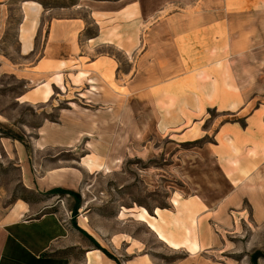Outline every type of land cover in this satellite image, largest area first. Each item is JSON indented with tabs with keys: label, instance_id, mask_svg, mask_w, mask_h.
<instances>
[{
	"label": "rangeland",
	"instance_id": "1",
	"mask_svg": "<svg viewBox=\"0 0 264 264\" xmlns=\"http://www.w3.org/2000/svg\"><path fill=\"white\" fill-rule=\"evenodd\" d=\"M20 1L11 0L10 6L4 9L7 18L6 25L2 23L0 30V59L7 64L18 60ZM39 1L49 7L83 4L80 0ZM95 1L117 6L119 0ZM200 1L192 0V3ZM238 1L252 7L264 4V0H230L229 4ZM194 9L196 7L191 8ZM179 11L181 8L174 4L159 15ZM229 23L227 34L232 35V22ZM149 26L150 23L143 24L142 43L139 41L135 47L129 42L126 54L117 41L115 46L97 50L95 57L104 55L114 59L118 75L133 70L136 63L145 61L142 56L148 46ZM94 28L88 31L89 34L95 33ZM112 35L119 38L117 29ZM230 41L228 37L204 41L191 47L194 53L185 54L187 68L192 71L187 83L190 84L191 100H197L200 90L203 94H211L213 86L218 85L216 78L219 82L232 83L228 68L221 75L208 73L206 81L200 79L204 80L202 85L195 80L199 67L204 66L206 72L211 69L217 72L225 65V59L231 53ZM73 76L72 72L66 74L64 90L54 89L52 99L44 103L38 99L40 89L35 90L36 84H25L18 75L0 71V217L17 201L28 202L43 212L76 208L77 215L82 214L86 222L85 215L91 216L96 238L105 242L115 254L112 256L121 261H132L134 257L139 260L142 256L147 264H264V225L255 227L247 216L242 220L239 215L228 212L230 217L226 226L207 222L208 243L199 249L195 215H182L186 210L193 212L195 206H180L184 204L183 200L195 197L205 199L213 207L228 193L230 185L213 159L199 147L203 143H214L213 134L221 122L242 121L241 116L221 112L219 106L218 110L209 109L202 126L206 133L196 141L182 144L175 135L193 125L192 121L168 128L176 121L157 120L158 114H149L153 109L152 99L148 98L154 97V90L144 88L141 95L144 103L138 106L142 114H135V108L131 106L133 92L128 98L131 102L128 101L124 109V98L116 95L118 89L115 87L97 81L95 90L91 91L81 83L84 75ZM220 88H225V84L218 85ZM25 92H31V99L22 97ZM173 100L167 99L168 102ZM261 103H264V92L241 114H247ZM164 104L163 108H166ZM171 115L161 114L164 119ZM142 118L143 131L138 128L141 124L138 119ZM84 133L90 134L89 137ZM59 169H64L68 183L61 195L53 191L58 188L51 189L47 184L49 174ZM137 212L145 218L139 215L136 220ZM154 212L158 216L152 217ZM148 217L161 221L166 231L161 232L158 228V235H155L147 223L152 222ZM210 237L216 241H210ZM109 241L118 246L120 255L111 248ZM121 241L124 245L119 244ZM125 242L136 246V253L132 249L127 251L133 252V257L126 255ZM179 243L182 247L174 250L172 246Z\"/></svg>",
	"mask_w": 264,
	"mask_h": 264
},
{
	"label": "crops",
	"instance_id": "2",
	"mask_svg": "<svg viewBox=\"0 0 264 264\" xmlns=\"http://www.w3.org/2000/svg\"><path fill=\"white\" fill-rule=\"evenodd\" d=\"M10 1L0 0V30L2 23L6 25L4 9L10 6ZM80 1L83 4L44 7L39 0H21L18 3L21 17L17 26L18 60L7 64L0 59V71L18 75L25 84H36L35 90L40 89L38 99L44 103L52 99L54 89L64 90L66 74L72 72L74 78L81 74L84 75L81 83L91 91L95 90L97 81L118 89L115 93L124 98V109L128 101L131 102L128 98L133 92L131 106L135 108V114H142V110H138V106L144 103L141 95L144 88H150L155 94L148 98L152 99L153 109L149 114H158L157 120L176 121L168 128L192 121L193 125L175 135L182 144L196 141L206 133L202 126L209 109L218 110L219 106L221 112L241 116L242 121L221 122L213 134L214 143H203L199 147L213 159L230 185L228 193L221 196L213 207L205 199L195 197L183 200L184 204L180 206H195V212L186 210L182 215H195L199 249L208 243L207 222L226 226L230 217L228 212L239 215L242 220L247 216L255 227L263 226L264 103L247 114L241 112L264 92V4L252 7L239 1L229 4L230 0H201L198 4L192 0H119L117 6H110L105 1ZM174 4L181 11L160 17L159 13L174 7ZM195 7L192 11L191 8ZM155 19L158 21L154 22ZM229 21L232 22V35L227 34ZM144 23L151 25L148 46L142 56L145 61L142 59L136 63L133 70L118 75L114 59L104 55L95 57L97 50L115 46L117 41L119 48L125 49V54L129 42L135 47L139 41L142 43ZM92 27H95V33L89 34ZM115 29L119 38L112 35ZM225 37L231 39V53L225 59V65L217 72L211 71L213 69L206 72L201 66L196 70L195 80L202 85L209 77L208 73L221 75L228 68L232 83L219 82L216 78L218 85L222 87L224 83L225 88L213 86L209 95L200 90L197 100H191L190 84L187 83L192 71L187 68L186 55L194 53L191 47L195 44ZM149 55L152 56L151 62ZM31 95V92H25L22 97L31 99ZM167 99L174 100L168 102ZM163 103L166 108H163ZM161 114L172 115L164 119ZM140 120L138 128L143 131V118ZM84 134L86 137L90 135ZM65 175L64 169L51 172L47 184L51 189H65L68 186ZM77 211L73 216V210L58 208L43 212L23 201L14 203L0 217V264H147L142 256L139 260L134 257L132 261L116 258L115 262L96 250L93 242L115 257L109 246L96 238L91 216L85 215L86 222L82 214L77 215ZM139 215L145 218L137 212L136 220ZM155 215L158 216L157 212L152 217ZM148 219L152 221L147 223L155 235H158V228L161 232L166 231L161 221ZM210 241L216 240L210 237ZM125 243L126 255L133 257V252L129 254L127 251L132 249L136 253V246L132 242ZM119 244L124 245V242ZM109 245L118 255L121 254L118 246L110 241ZM177 245L172 246L174 250L182 247V243Z\"/></svg>",
	"mask_w": 264,
	"mask_h": 264
},
{
	"label": "trees",
	"instance_id": "3",
	"mask_svg": "<svg viewBox=\"0 0 264 264\" xmlns=\"http://www.w3.org/2000/svg\"><path fill=\"white\" fill-rule=\"evenodd\" d=\"M40 3L44 6V7H49V6H46L43 2H41L40 1ZM60 7H64V6H60ZM54 192L55 191H57V192H59V194L58 195H61L62 193H65V190H63V189H54L53 190ZM26 203H28V202H26ZM51 209H53V208H51ZM76 209V208H75ZM75 209H73V212H72V214H73V216H75L76 215V212H75ZM94 243V247H95V249L96 250H99V251H101L107 258H109V259H111V260H113V261H115L116 262V259L111 255V254H109L105 249H103L99 244H97L96 242H93Z\"/></svg>",
	"mask_w": 264,
	"mask_h": 264
}]
</instances>
